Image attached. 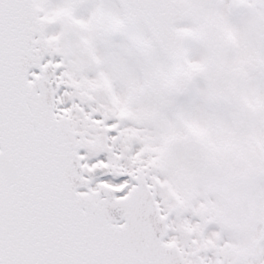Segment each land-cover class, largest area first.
Segmentation results:
<instances>
[{
	"label": "snow or ice",
	"instance_id": "1",
	"mask_svg": "<svg viewBox=\"0 0 264 264\" xmlns=\"http://www.w3.org/2000/svg\"><path fill=\"white\" fill-rule=\"evenodd\" d=\"M0 264H264V0H0Z\"/></svg>",
	"mask_w": 264,
	"mask_h": 264
}]
</instances>
